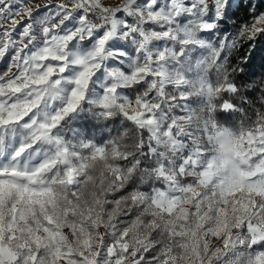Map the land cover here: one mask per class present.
I'll use <instances>...</instances> for the list:
<instances>
[{
    "label": "clouds",
    "instance_id": "1",
    "mask_svg": "<svg viewBox=\"0 0 264 264\" xmlns=\"http://www.w3.org/2000/svg\"><path fill=\"white\" fill-rule=\"evenodd\" d=\"M0 264H264V0H0Z\"/></svg>",
    "mask_w": 264,
    "mask_h": 264
}]
</instances>
